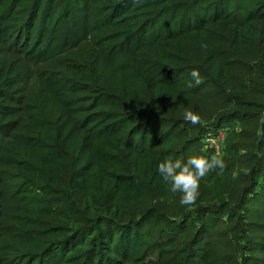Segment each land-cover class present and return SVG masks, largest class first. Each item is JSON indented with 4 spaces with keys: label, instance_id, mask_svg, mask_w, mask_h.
Returning a JSON list of instances; mask_svg holds the SVG:
<instances>
[{
    "label": "trees",
    "instance_id": "16d2710c",
    "mask_svg": "<svg viewBox=\"0 0 264 264\" xmlns=\"http://www.w3.org/2000/svg\"><path fill=\"white\" fill-rule=\"evenodd\" d=\"M0 264H264V0H0Z\"/></svg>",
    "mask_w": 264,
    "mask_h": 264
},
{
    "label": "clouds",
    "instance_id": "9594fccd",
    "mask_svg": "<svg viewBox=\"0 0 264 264\" xmlns=\"http://www.w3.org/2000/svg\"><path fill=\"white\" fill-rule=\"evenodd\" d=\"M191 77L196 85L201 81L200 74L197 70L191 72ZM184 120L192 125L201 124V118L198 114L187 111L184 113ZM224 161L218 156L203 158L192 156L188 159L167 158L158 164V173L165 183L170 184L173 193H181L180 203L190 205L195 202L199 195L201 180L215 169L223 170ZM236 173H233L235 178Z\"/></svg>",
    "mask_w": 264,
    "mask_h": 264
}]
</instances>
